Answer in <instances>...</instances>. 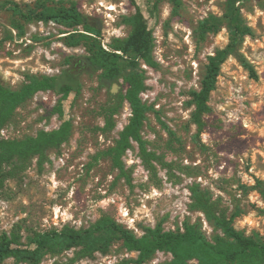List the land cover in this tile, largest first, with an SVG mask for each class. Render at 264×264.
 <instances>
[{
	"label": "rangeland",
	"instance_id": "rangeland-1",
	"mask_svg": "<svg viewBox=\"0 0 264 264\" xmlns=\"http://www.w3.org/2000/svg\"><path fill=\"white\" fill-rule=\"evenodd\" d=\"M6 1L0 0V83L19 89L45 75L65 81L72 67L81 86L63 101L64 116L57 109L62 94L39 90L0 128V139H23L58 129L63 118L73 121L69 138L42 159L14 157L0 165V235L18 232L27 242L38 231L87 228L112 216L137 235L158 222L166 229H183L189 220L211 239L222 231L193 208L198 186L238 230L264 238V198L251 188L264 180V0L243 5L253 34L244 36L222 64L202 131L193 120L192 92L201 87L209 56L229 43L231 33L223 26L201 41L197 29L210 14L221 15L227 0H182L177 9L171 0H63L101 23L100 41L108 50L115 38L128 35L125 19L136 11L135 2L153 30L158 66L141 65L146 78L141 95L152 108L142 135L154 156H142L133 141L123 156L131 181L106 153L132 116L129 102L121 98L128 69L114 82L116 91L114 83L101 86L103 68L94 72L86 63L90 53L84 44H66L64 26L24 21L4 6ZM14 1L28 9L38 0ZM14 18L24 24V36L12 27ZM80 250L49 252L39 264H135L138 255L121 240L107 252L82 256ZM172 258L158 251L144 264H169ZM0 264L28 263L10 257Z\"/></svg>",
	"mask_w": 264,
	"mask_h": 264
},
{
	"label": "trees",
	"instance_id": "trees-1",
	"mask_svg": "<svg viewBox=\"0 0 264 264\" xmlns=\"http://www.w3.org/2000/svg\"><path fill=\"white\" fill-rule=\"evenodd\" d=\"M171 1L175 9L181 6L182 0ZM249 1L251 0H227L221 15L210 14L199 23L197 30L201 41L223 26H227L231 33L229 43L209 56L201 87L192 92L193 120L200 131L204 129L203 116L211 110L209 99L216 88L222 64L244 36L253 34L242 13L243 5ZM135 5L136 11L125 19L130 25L128 35L115 38L108 50L100 41L101 23L84 14L76 5L67 6L63 0H38L28 9H23L14 0H8L4 4L14 16L24 21H53L64 26L67 30L62 33L65 34L66 44H84L90 53L86 56V63L94 72L103 68L99 78L101 86L117 82L124 73L123 69H128L125 74L128 88L121 98L129 102L132 116L120 132L115 145L106 152L111 156L114 166L128 181L131 179L126 173L123 156L133 147V141L138 143L142 156H154L148 150L142 135L147 112L152 108L143 101L141 95L146 89V78L141 65L146 64L154 68L158 66L154 56L153 30L144 11L136 2ZM19 18H14L11 25L20 36H24L25 26ZM71 59L67 58V63L72 65ZM67 76L70 79L65 81L55 75L33 77L19 89H11L0 83V128L11 119L18 106L39 90L52 89L62 94L57 106L62 116L63 101L71 92H79L81 86L73 79L76 77L75 69L71 67ZM116 110L117 107L110 113H115ZM109 124L113 125L112 118H109ZM72 130L73 121L63 118L58 129L41 131L35 136L23 139H0V165L14 157L27 158L38 155L42 159L48 150L60 147L69 138ZM251 188L257 190L264 198L263 179H257ZM193 197V208L202 210L207 219L216 228L221 229L222 234H215L210 239L202 231L200 224L186 220L183 229H166L162 222H158L155 226L147 227L142 235H137L112 216H105L87 228L78 229L65 225L62 228L38 231L30 236L27 242L22 241L18 232H4L0 235V263L15 257L28 264H39L49 252L76 247H81L82 256H90L96 251L107 252L115 241L121 240L129 251L137 252V258L133 260L135 264L146 263L158 251L172 254L173 258L169 264H264V238H254L238 230L229 217L217 211L212 196L198 186L193 188Z\"/></svg>",
	"mask_w": 264,
	"mask_h": 264
},
{
	"label": "water",
	"instance_id": "water-1",
	"mask_svg": "<svg viewBox=\"0 0 264 264\" xmlns=\"http://www.w3.org/2000/svg\"><path fill=\"white\" fill-rule=\"evenodd\" d=\"M117 88H118V84L117 83H114V85H113V91H116Z\"/></svg>",
	"mask_w": 264,
	"mask_h": 264
}]
</instances>
